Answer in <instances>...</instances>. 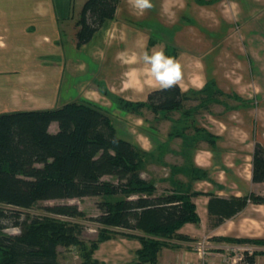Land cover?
<instances>
[{
  "label": "crops",
  "instance_id": "0c3cea01",
  "mask_svg": "<svg viewBox=\"0 0 264 264\" xmlns=\"http://www.w3.org/2000/svg\"><path fill=\"white\" fill-rule=\"evenodd\" d=\"M82 1L85 3L86 0ZM166 7L160 3L152 8V17L158 18L160 25L164 24L160 20L163 19V10ZM75 10L74 0H0V109L31 110L33 104L58 105L59 99L64 101L61 105L73 102V98L68 101L64 98L70 88L78 89V85L83 83L85 77L74 76V73L82 74L80 70H84V75H94L88 78L89 82L91 80L93 83L89 84L87 94L83 95L80 101H112L100 91L101 88L108 89L114 95L126 92L125 98L130 100L134 96V90L144 91L150 85L159 86L149 76V66L144 63L139 52H128L131 44L125 45L124 42L131 38L129 34H124L125 39L120 35L116 37L117 34L112 38L114 27L109 24L110 21L105 23L90 43L78 48L77 20L82 6L76 12ZM119 16L120 6L116 21ZM28 26L36 29L27 40L25 33ZM67 27L70 28L67 35L69 37L71 34V44L67 50H61L58 49V36L62 31H66ZM180 42L187 50L176 57L183 70L182 79L179 81H183L184 85L179 82L176 84L184 93L204 89L213 78L223 93L232 91L241 99L254 101L256 104L250 107H236L222 114L206 115L205 120L198 118L199 127L206 128L214 135L216 143L212 146L205 141L201 146L188 150L181 138L184 148L179 150L181 157L177 158V162L165 158V155L171 154L172 151L160 146L157 140L153 139L156 142L154 144L155 142L148 140V135L145 136L146 140L141 134L132 133L131 137L119 135V130L115 127L119 137L132 142L152 156L154 161L148 167L151 171L158 170L160 165L172 169V175L175 170H183L184 174L179 178L173 176L166 179L169 183L166 187L170 192L192 194V201L196 206L199 222L185 223L179 230L180 234L190 240L175 241L174 245L163 248L158 255L157 264L198 262L202 251H206L207 256L211 255L209 251L213 250L216 256L218 251L220 256L228 255L225 250L234 246L227 243V239H264V204L249 201L242 211L223 220L221 214H212L209 207L213 197L242 199L251 194L264 195V183L253 181L255 144L259 142L264 146V78L261 77L263 68L257 69V72L251 66L236 69L227 73V80L223 78V83L220 81L223 75L216 73L218 68L207 67L208 64L204 66L201 62L198 63L195 76L188 75L191 71L188 67L189 57L184 56L192 53L201 59L203 52L191 51L186 39L184 41L180 37ZM75 53H80V56L76 57ZM122 53L126 58L135 54L136 60L133 63H125L121 58ZM258 54L252 53L249 56L254 61V58L261 56V53ZM212 57L210 55L208 59L211 61ZM44 60L50 61L47 63ZM81 61L83 65L80 64ZM130 69L137 70L139 83L135 80L128 82L124 73ZM206 71L211 72V79L204 78ZM119 124H122V121ZM126 125H121V130H124ZM53 126L58 130L57 124L53 123L50 126L51 132ZM184 138H187V134ZM171 139L174 137L169 135L166 141L170 142ZM159 154L162 155L161 158ZM202 174L204 177H200ZM155 184L158 186L157 181ZM141 249L142 243L138 238L123 236L118 232L98 244L93 259L104 264H135ZM208 259L211 264H224L223 258ZM256 262H264V255L259 256Z\"/></svg>",
  "mask_w": 264,
  "mask_h": 264
},
{
  "label": "trees",
  "instance_id": "16d2710c",
  "mask_svg": "<svg viewBox=\"0 0 264 264\" xmlns=\"http://www.w3.org/2000/svg\"><path fill=\"white\" fill-rule=\"evenodd\" d=\"M120 2L85 1L77 20L78 48L90 43L106 22L116 19ZM168 49L167 55H171L170 47ZM207 84L200 93L207 92L209 97L202 101L229 97L213 80ZM100 91L121 110L138 115L143 109L154 113L183 109L191 99L177 84L151 91L143 103L124 100L108 89L101 88ZM235 99L243 105L248 104L240 97ZM193 114L184 111L177 121L182 126L181 131L171 132L172 137L182 138L185 146V131ZM53 123L58 126L55 133L50 131ZM194 130L197 138L212 146L216 143V137L206 130L196 127ZM147 154L132 142L120 138L110 116L89 102L73 101L55 109L3 113L0 114V203L21 210L42 201L118 197L116 202L105 199L99 205L102 214L93 220L120 229L140 230L144 235L121 233L136 237L142 243L135 264H157L161 250L174 245L169 240H190L179 230L185 223H198L199 216L192 194L178 191L158 194L155 182L142 177ZM107 176L116 178L117 182L105 181ZM253 181L264 183V146L259 142L255 144L253 154ZM249 201L264 204V197L255 194L242 199L213 197L209 207L212 214H221L223 220L242 211ZM19 210L0 209V264H59V246L77 247L81 264H104L93 259L94 250L100 242L118 234L116 231L104 233L88 246L79 239V226L48 218L44 222L40 219L21 221ZM46 210L62 217L82 215L77 205L70 204L53 205ZM10 221L21 229L20 235L3 233L8 227L6 222ZM228 241L239 245H264V239ZM257 255H264V252L255 253L248 262L255 264Z\"/></svg>",
  "mask_w": 264,
  "mask_h": 264
},
{
  "label": "rangeland",
  "instance_id": "374dc122",
  "mask_svg": "<svg viewBox=\"0 0 264 264\" xmlns=\"http://www.w3.org/2000/svg\"><path fill=\"white\" fill-rule=\"evenodd\" d=\"M74 2L76 10H78L81 6L83 7L84 3L82 0H74ZM160 3L164 4L165 7L168 6L163 10V19L161 18L160 20L164 23L163 25H160L158 18L152 17V14L154 13L152 8ZM151 4L152 7L141 11L135 6V0H121L120 16L118 20L109 22V24L114 27L113 32L111 33L112 38L115 37L116 34V37H118V35L123 37L124 34H129L131 37L129 40L124 42L125 45L131 44L128 48V52H139L142 56L145 50L151 52L153 50L157 51L163 49L167 54V50H169L168 47H170V56L177 57L180 53L187 51L183 46V43L180 42L181 37L184 41L185 39L188 41L191 51L197 53L200 51L203 52L201 59L189 52L187 53L192 56H189L188 54L184 56L189 57L188 67L191 71L188 75L195 76V70H197V67H199V64L202 62L204 66L208 64L207 67L210 66L213 69L218 68L216 73L223 75L220 80L223 83V78L227 80V73L236 71V69H241L242 67L246 68L248 66H251L256 72L257 69L263 68V74H261V77L264 78V0H151ZM69 27L66 28V31H62L61 35L58 36V49L67 50L69 48L71 44V34H69V37L67 35L68 32L70 33ZM45 28L50 29L51 27H44V29ZM35 29L36 27H27V32L25 33L27 40L30 38V35ZM108 34L110 35V33ZM123 39H125V37H123ZM127 47L128 46H125V48ZM252 53H259L258 55L261 53V56L254 58L253 61V58L249 56ZM75 55L76 57H79L80 53H75ZM210 55L213 56L211 61L208 59ZM44 61L48 63L50 60ZM80 64L83 65V61H81ZM80 71L82 74L74 73V76L77 78L85 77L83 79V83L78 85V89H76V87L75 89L70 88L64 100L68 101L73 98V101L82 103L88 101L89 103L102 108V110L112 119L114 127L118 128L119 135H126L129 137L132 136V133H135V135L141 134L143 137L148 135L150 138L148 140L150 142L154 143V140H157L156 142H158L160 146H164L166 149L170 148L172 153L166 154L165 158H168L171 162L174 160L176 162L178 161L177 158L180 156L178 152L184 148V145L181 142V138L178 137H175L173 140H169L170 142L166 140L169 135L170 137L172 136L171 132L177 134L181 131L182 126H180L177 121L181 119L184 111L195 114H193L187 123L189 127L187 131H185L187 134V148L190 150V148L194 146H201V143L205 142L204 140H199L195 136V127L209 132L206 128L199 127L197 124L198 118L205 120L206 115L222 114L227 110H232L236 107H250L256 104L254 101L242 99V101L248 103L247 105H243L241 101L235 99L239 96L232 91L225 93L226 96H229L228 98L231 99H228L227 97H219L214 101L204 102L202 101L203 98L209 97L207 92L200 93L201 90H191L187 93L191 96V99L184 104L183 109L161 111L159 113H154L149 109H143L141 111L142 114L138 115L135 112L121 110L118 105L110 99H105L100 102L86 99L80 101V98L87 94L86 90L89 88V84L91 83V80L89 82V79L94 76L88 75L89 73L84 75V70ZM210 73L211 72L209 71L204 72V78H210ZM211 80L217 84L215 79L212 78ZM178 82L184 85L183 81ZM157 87L159 86L150 85L146 87L144 91L134 90V96L130 100L125 98L126 92H123V94L120 93L122 96L119 94L116 95L133 103H143L147 101L148 93ZM216 87L218 86L216 85ZM69 95L72 96L69 97ZM58 102V105L55 104L49 106H38L33 104L31 108L33 110H47L62 107L63 105H61V103L64 101L59 99ZM14 110L16 109L1 108L0 114L14 112ZM19 110L24 111L30 109ZM120 121H122V124H119ZM124 124L128 125L125 126L124 130H121L120 126ZM52 132H57V128H55V126L52 128ZM146 138L147 137H145V140ZM156 142L154 144H156ZM147 155L148 156L145 157L146 163L142 170V177L147 181H154L155 183L157 181L158 186H156V188L158 190V194L171 193L166 187L169 185L167 182L168 180L166 179L173 176V178H179L180 175L184 174V171L181 169L175 170L172 175V169L169 167L166 168L163 165H160L158 170L151 171L148 167L154 160L149 153ZM159 156L160 158L162 157L161 154H159ZM152 177H155V179H152ZM104 180L111 183L117 182L116 178L111 176L105 177ZM255 195L257 196V194ZM259 196L264 197V195ZM123 197L125 196H122V198ZM132 197L136 198L137 196ZM105 199H112L111 202H116L119 198H112L109 196L104 198L86 197L72 200L42 201L31 208L21 210L0 203V209L7 211L16 209L21 211V221L28 219L29 222H32L33 219H40L44 222V220L48 218L51 220H58L61 223L77 225L81 229L79 239L87 243L88 246L97 241L104 233L108 234V232L111 231L120 232V234L144 235L140 230H125L113 226H106L100 224L98 221H94V218L99 217L102 214L99 205L103 203ZM59 204L77 205L82 212V215L77 218L62 217L53 215L46 210L47 207ZM6 223L8 227L3 230V233L12 236L21 234V229L19 227H15L12 221ZM169 242L172 244L175 243V240L171 239ZM227 243L232 245V247L234 246L233 248L225 250L228 255L220 256L218 251V256H216L214 250L209 251L211 252V255L206 256V263L211 264V260L208 258L218 257L223 258L222 261L224 264H246L249 263L248 258L253 257L255 253L258 254L260 252H264L263 248H259L264 247V245L255 246L251 244L250 246L255 250L252 256H249L238 247L241 245L232 241H228ZM58 252L59 264L82 263L79 256L80 251L75 246H59ZM212 253H214V255H212ZM258 257L259 255L256 256V260ZM224 259L226 261H224ZM258 264H264V262Z\"/></svg>",
  "mask_w": 264,
  "mask_h": 264
},
{
  "label": "clouds",
  "instance_id": "9594fccd",
  "mask_svg": "<svg viewBox=\"0 0 264 264\" xmlns=\"http://www.w3.org/2000/svg\"><path fill=\"white\" fill-rule=\"evenodd\" d=\"M135 6L141 11L152 7L151 0H135ZM121 58L125 63H133L136 60L135 54L131 57H125L121 54ZM142 59L146 65L147 72L154 82L158 83L162 89H167L176 84L182 79L183 70L178 58L167 55L163 49L152 51L145 50L142 54ZM128 78V82L133 80L139 83V75L136 69H130L124 73Z\"/></svg>",
  "mask_w": 264,
  "mask_h": 264
},
{
  "label": "built area",
  "instance_id": "2783aa9c",
  "mask_svg": "<svg viewBox=\"0 0 264 264\" xmlns=\"http://www.w3.org/2000/svg\"><path fill=\"white\" fill-rule=\"evenodd\" d=\"M241 250H243L247 255H249V256H252V254H253V252H254V248L253 247H251L250 245H248V244H246V245H241V247H239ZM207 253H206V251H202V252H200V260L198 261V262H182V263H180V264H207L206 263V255ZM240 260H242V259H240ZM224 261H226L225 259H224ZM246 264H249V263H246ZM255 264H258L256 261H255Z\"/></svg>",
  "mask_w": 264,
  "mask_h": 264
}]
</instances>
